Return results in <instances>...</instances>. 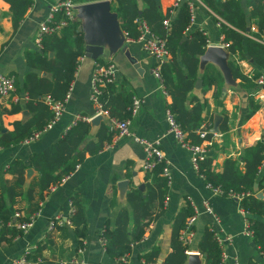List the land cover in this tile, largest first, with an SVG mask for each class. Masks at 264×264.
Instances as JSON below:
<instances>
[{
	"label": "crops",
	"instance_id": "obj_1",
	"mask_svg": "<svg viewBox=\"0 0 264 264\" xmlns=\"http://www.w3.org/2000/svg\"><path fill=\"white\" fill-rule=\"evenodd\" d=\"M58 1L61 0L32 1L16 30L12 31L8 4L0 0V73L11 76L14 79V87L18 86V90L21 88L24 76L30 71L24 63L23 54L39 49L33 42L34 34L39 23L44 21L48 7ZM88 1L71 0L77 7ZM183 1H186V4L187 1H192L194 16L193 24L187 27L186 34L193 30L202 31L207 39V48L222 43L223 35L220 34L219 27H216L215 20H220V23L223 20L199 0L178 2L156 0V5L168 21L175 16ZM224 1L214 0L215 7L220 8ZM136 2L140 5L139 0ZM235 2L242 11L246 26V34L242 35L244 44L247 39H250L251 34H256L251 32L250 28L259 29L256 27V18L249 16L252 0H235ZM109 4L111 11L113 0ZM76 14L78 16V13ZM77 16H75L77 31L81 33L84 45L82 31L84 21ZM223 52L226 54L225 63L231 61L241 75L247 69H252L254 74L260 73L246 57L244 46L240 53L235 54L240 62L238 65L231 60L226 51ZM48 57H52V54ZM200 57L197 77L201 75L204 66L210 64L201 62ZM97 60L114 66L113 86L116 92L121 91L141 100L135 113L132 116L129 114L128 129L131 135L148 141H157V146L166 161L169 177L168 183L166 182V198L163 201L162 211L144 227L142 238L131 245L127 264H144L141 255L152 247L158 248L154 264H161L162 259L171 250L170 232L173 217L186 202L192 211L193 208L197 210L192 226L193 236L187 246L192 253L200 254L196 250V244L203 230L207 228L211 233L213 231L228 238L221 245L216 244L220 249V258L222 254L224 256L220 264H264L251 236L243 233V214L239 199L214 194L205 185L202 177L191 168L189 151L179 147L166 133L164 112L169 99L166 94H163L159 79H155L151 74L153 59L148 57L138 44L124 40L117 46L104 44L102 54ZM95 63L85 59L83 55L77 59L73 79L67 90L68 97L64 101L58 120L50 128L29 143L19 142L7 148H0V192H3L5 185L11 183L17 174L14 170L11 169V172L7 169L10 164L19 161L26 165L31 153L39 152L54 143L66 129L79 121L76 119L77 116H92L94 106L88 96ZM213 66L222 77L218 98L220 101L211 99L210 92L201 94L198 79L188 97L205 100L207 106L205 114L206 118L211 116V124L214 115L220 117L218 133L211 132L210 126L212 143L206 152V157L212 159V170L218 173L221 171L225 157L238 159L243 148L261 141L260 139L264 137V108L258 106L257 101L252 99L250 89L245 90L239 87V80L232 77L227 65L222 70ZM37 76L50 80V75L43 72H37ZM26 100V95L22 92L17 93L15 89L8 98L0 100V128L3 132L12 130L13 122H22L31 115L25 106ZM16 105L18 109L11 111V108ZM86 122L90 127L87 140L94 139V134L101 122L106 123L104 118H99L94 125L90 121ZM221 125L224 126L222 131ZM143 159L141 146L134 142L131 136L118 137L113 134L109 143H104L96 153L86 155L71 173L62 177L63 180L42 191L41 200H37L38 209L32 225L25 232L21 231L19 235L13 237L9 243L0 242V264H9L13 258L23 253H27V259L33 264H58L60 260L71 257L78 258L83 264H116L114 260L106 256L99 244L98 234L106 221L112 225L115 214L121 208L128 212L127 229H131V208L125 196L131 188H139L141 185L139 189H144L147 172L141 167ZM238 166L241 169L242 163L239 162ZM263 170L264 159L259 166L256 178L261 177ZM22 175V189L26 190L37 177V172L25 166ZM73 199L78 200L82 206L85 218V235L82 238V248L79 253L76 252V243L79 239L75 236L69 219L74 210L71 203ZM204 200L209 203L213 216L203 211L202 201ZM28 209L26 201L22 197H16L14 204L10 207L11 217L13 212H19L21 217H25L28 215L26 214ZM157 209L158 203L155 202L153 213ZM55 215L61 217L64 223L55 226L52 232H48V221ZM246 216L251 217L249 214ZM197 257V264H204L203 256L200 254ZM183 264H188L187 255Z\"/></svg>",
	"mask_w": 264,
	"mask_h": 264
},
{
	"label": "trees",
	"instance_id": "obj_2",
	"mask_svg": "<svg viewBox=\"0 0 264 264\" xmlns=\"http://www.w3.org/2000/svg\"><path fill=\"white\" fill-rule=\"evenodd\" d=\"M8 4V11L12 31H15L31 0H3ZM205 7L211 9L223 20L219 24V32L223 35V42L228 43L227 53L230 56L240 53L244 46V53L254 67L264 74V46L247 39L243 44V34L246 26L239 5L235 0H225L220 8H216L214 0H199ZM111 11L116 15L120 31L130 39L137 36L135 20L143 21L149 32L164 42L168 54L159 69V82L167 95L169 102L166 109L171 113L180 129L186 133L190 143L199 144L201 139L195 133L201 125L207 130L211 126V116L206 118L207 106L204 99L188 97L197 79L200 81L201 94L210 92L211 99L220 101L219 95L222 86L220 72L211 64H206L197 77L199 57L206 49V37L202 31L193 30L186 34L190 17L186 1L180 3L175 16L168 20L164 27L161 23L166 19L156 5V0H113ZM262 0H252L249 16L256 18V27L263 25ZM60 14L54 17L55 21ZM216 21V20H215ZM77 20L69 22L60 30L59 34L45 35L40 42V48L27 51L23 54L24 63L30 70L23 78L20 90L17 93L26 95L25 106L31 115L24 121L12 123V130L3 132L0 128V148H7L21 142L32 133L41 130L51 119L52 112L45 104L44 99L62 101L77 66V59L82 56L83 41L81 33L77 31ZM256 37V34H251ZM52 54V57H48ZM103 66L100 60L95 61ZM231 75L239 80V87L250 89L251 83L242 76L237 67L227 61ZM37 72L50 75V80L38 77ZM16 86V84H15ZM100 95L97 101L100 108L106 111L108 117L124 120L129 117L131 96L127 93L115 91L113 84H104L99 88ZM190 104V105H189ZM189 105V106H188ZM18 109L13 106L11 111ZM89 123L79 120L66 129L56 141L39 152L29 155L27 164L14 161L7 169L14 170V180L5 185L0 192V242L9 243L13 237L20 234V230L8 226L12 220L11 205L16 197H22L28 212L25 217L19 216L20 221L26 220L36 213L38 201L42 198V191L47 190L60 182L63 176L71 173L86 155L99 151L104 143H109L114 130H110L106 123L101 122L94 134L93 140H87ZM224 130V126H220ZM211 132L206 138L211 137ZM264 159V141H258L243 148L238 159L225 157L221 171L214 172L211 168L212 159L205 157L197 161V173L203 181L211 187H217L220 195L228 196V192L242 194L239 206L242 211L251 215L247 218L251 238L264 261V170L260 178H256L259 166ZM242 163L240 169L238 163ZM25 166L33 168L37 177L29 184L26 190L22 189L23 169ZM163 163L155 164L147 172L144 189L131 188L126 193V201L131 208V229H127L128 212L121 208L115 214L112 225L104 223L98 236L103 238V251L106 256L116 262L123 255H128L132 244L142 238L144 227L162 211L163 201L166 198V177L162 174ZM12 172V171H11ZM254 184L256 186L254 187ZM261 192L262 198L256 196ZM36 198V199H35ZM38 200V201H37ZM158 209L153 213L154 203ZM73 213L70 222L73 232L79 239L77 248H82V238L85 235V218L82 206L78 200H71ZM192 213L186 202L174 215L170 232V252L162 259L161 264H183L186 255L185 246L178 240V231L184 220ZM76 248V249H77ZM196 250L203 256L204 264H220V249L213 240L212 233L205 228L200 235ZM158 248L152 247L141 255L144 264L155 263Z\"/></svg>",
	"mask_w": 264,
	"mask_h": 264
},
{
	"label": "built area",
	"instance_id": "obj_3",
	"mask_svg": "<svg viewBox=\"0 0 264 264\" xmlns=\"http://www.w3.org/2000/svg\"><path fill=\"white\" fill-rule=\"evenodd\" d=\"M34 0H31V2ZM107 2H111L112 0H105ZM180 0H176L178 2ZM190 17L188 21V26L190 27L193 24L194 16L192 13V1H187ZM262 14H263V25L259 30L254 29L253 27L250 28L251 32L256 33V37L249 38L253 40L254 42L261 44L264 46V0H262ZM76 5L71 2V0H61L58 1L48 7V13L41 23H39L37 30L34 34L33 42L37 48H40V42L42 40V37L45 35H57L61 29L66 27V25L76 19ZM60 14V18L55 21L54 17L56 15ZM135 27L137 36L134 39L127 38L124 34V40L131 43H136L140 46L141 50L150 58L153 59V67L151 69V74L155 79H159V69L160 66L166 61L168 58L167 51L164 46V42L155 36H153L150 32L146 24L141 20H135ZM164 27L167 26L168 21L165 19L161 23ZM220 20L216 19L215 25L216 27H219ZM207 46V44H206ZM214 47L221 49L223 51L227 52L228 43L222 42L219 44L208 46V48ZM207 48V47H206ZM231 60L238 65L240 62L236 59V55L230 56ZM115 69L112 64H104L103 66H99L96 63L94 64V69L91 75L90 80V92L88 99L94 106V112L91 117H85V116H77V120H84V121H90L93 117L99 116L100 118H104L106 121V124L108 125L110 130L115 131V135L118 137L121 136H131L132 140L136 142L138 145L141 146V149L144 154V159L142 162V170L145 172H150L155 164L157 163H163L162 166V174L166 177L167 183H168V171L166 166V161L164 160L163 154L160 151V149L157 146V141H148L146 139L131 135V132L128 129L129 124V118L124 120H116L114 118L108 117L106 111L102 110L100 108V105L97 101L98 96L100 95L99 88L103 87L104 84H114L115 81ZM247 80L251 83L250 88V95L252 99L256 100L258 103V106L264 108V74L263 73H257L254 74L252 69H247L243 75ZM14 79L11 76L1 74L0 73V100L8 98L13 92H14ZM163 94L165 95L164 91ZM68 94L66 93L64 99L62 101H56V100H50V99H44L45 104L48 106V108L52 112V117L49 120V122L39 131L32 133L27 138H24L21 143L26 144L29 143L39 137V135L50 128L55 121L58 120L65 99H67ZM25 98V96H24ZM141 103L140 99H137L136 97H131V104L129 108L130 116H132L137 108L139 107ZM164 118L166 122V133L170 135L175 143L190 153V166L191 168L197 172V161L201 160L206 157L207 148L211 145L212 141L211 138H206V134L209 132L205 128V126L201 125L198 129L195 130L196 135L198 138L201 139V142L199 144H193L188 141L186 138V133L180 129L178 124L175 122L173 116L171 113L165 109L164 112ZM261 141H264V137L260 139ZM67 176V175H66ZM63 180V179H62ZM61 181V180H60ZM214 194L220 195V190L217 187H211L208 184H205ZM242 194H233L231 192H228V197H234L237 199H240ZM203 211L207 214H210L213 216L212 209L205 200L202 201ZM243 214V233L247 236H251V232L248 229V221H247V213L242 211ZM197 210L193 208L192 213L187 216L184 220V224L182 228L178 231V240L181 242L182 245L185 246L184 254L190 255L195 254L200 256L197 252H191L188 249V244L190 243V240L193 236V222L196 218ZM20 216L19 212H13L12 213V220L7 222L8 226H13L16 229L25 232L31 225L35 216V213L33 215H30L26 218V220L20 221L17 218ZM64 220L61 219L58 215H55L52 217L47 224V231L52 232L55 226L63 225ZM213 239L215 240L216 244L221 245L224 240H228L226 237H222L216 232L212 231ZM99 244L103 248L104 240L103 238H98ZM81 251V248H77L76 252L79 253ZM27 253H23L22 255L13 258L9 264H33L32 261L27 259ZM224 258L223 254L220 258V261ZM116 264H127V255H123L120 258H118L115 262ZM58 264H83L81 260H79L76 257H71L67 260H60Z\"/></svg>",
	"mask_w": 264,
	"mask_h": 264
},
{
	"label": "water",
	"instance_id": "obj_4",
	"mask_svg": "<svg viewBox=\"0 0 264 264\" xmlns=\"http://www.w3.org/2000/svg\"><path fill=\"white\" fill-rule=\"evenodd\" d=\"M77 17L83 19L82 26L83 37L85 44L83 45V57L89 61L95 62L102 54L103 46L120 45L124 41V37L119 29L116 15L111 13L109 2L89 0L88 3L76 7ZM201 62L210 63L217 66L219 69H224L226 66V54L223 50L210 47L205 49L200 57ZM99 116H95L90 120L91 124H96ZM220 117L213 116L211 124V132L218 133V124ZM256 185L254 184V187ZM141 188V185L139 186ZM257 197H262L260 192H257ZM188 264H197L198 257L195 254L187 256Z\"/></svg>",
	"mask_w": 264,
	"mask_h": 264
}]
</instances>
